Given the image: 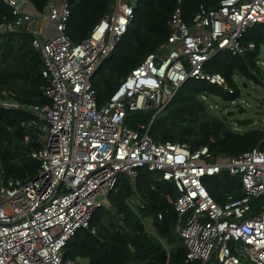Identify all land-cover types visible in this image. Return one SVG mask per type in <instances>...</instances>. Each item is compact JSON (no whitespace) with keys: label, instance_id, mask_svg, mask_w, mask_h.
Instances as JSON below:
<instances>
[{"label":"built area","instance_id":"built-area-1","mask_svg":"<svg viewBox=\"0 0 264 264\" xmlns=\"http://www.w3.org/2000/svg\"><path fill=\"white\" fill-rule=\"evenodd\" d=\"M3 1L14 21L0 24V33H32L48 103L0 100L3 108L32 114L22 126L36 129L41 143L31 153L39 163L33 179L0 177V264H88L64 260L65 247L79 229L95 233L89 226L93 214L107 204L106 196L121 176L134 186L139 169L156 173L177 192L173 208L183 221L177 233L185 248L184 264H264V212L246 218L251 200L264 199V151L214 158L208 147L191 151L184 144L153 143L150 125H140L139 132L125 124L131 114L149 113L154 119L189 79L232 94L226 80L204 66L220 53L242 56L254 49L252 43L243 46L241 39L253 27L264 26V0H218L212 7L200 6L190 25L176 9L159 52L148 54L100 107L91 80L115 53L140 0H112L108 12L78 43L65 34L67 0L60 6L49 0L41 16L21 10L26 0ZM41 19L55 32L46 39L33 27ZM222 172L237 178L243 193L224 205L202 183Z\"/></svg>","mask_w":264,"mask_h":264},{"label":"trees","instance_id":"trees-1","mask_svg":"<svg viewBox=\"0 0 264 264\" xmlns=\"http://www.w3.org/2000/svg\"><path fill=\"white\" fill-rule=\"evenodd\" d=\"M34 15L46 12L49 0H26ZM112 0H67L70 17L65 34L72 43L86 39L92 28L108 12ZM218 0H140L127 33L118 44L116 54L104 61L94 75L91 85L100 107L108 101L119 83L150 53L167 41L171 32V15L180 9L188 25L200 6L212 7ZM10 8L0 0V24L11 23ZM25 30L0 33V100H13L23 105H44L42 95L45 81L41 78L40 54L32 48L33 35ZM254 45L242 56L220 53L204 66L208 73L221 75L232 94L214 85L189 79L177 91L172 101L159 116L131 114L125 124L140 132V125L149 126L148 136L153 143H179L196 151L208 147L214 158L226 159L243 152L264 151V130L248 129L237 132L233 122L225 116L216 117L206 111L202 99L221 96L238 103L241 96L239 83L261 82L257 64L260 47L264 46V26L246 31L241 44ZM2 93H5L4 95ZM237 112L244 108L237 106ZM222 115V114H221ZM24 109H6L0 106V177L29 181L36 176L39 163L31 153L41 148L36 129L24 128L22 123L32 118ZM25 121V122H24ZM28 141L25 142V137ZM202 183L211 198L220 205L243 196L237 178L225 172L207 177ZM177 192L170 182L156 173L139 169L132 186L121 177L106 196L107 204L92 216L89 229H79L65 247L64 260L83 261L88 264H184L185 249L175 233L178 216L173 202ZM262 197L253 198L246 218L264 212ZM263 207V209H262ZM161 216L158 218V216ZM151 219V232L145 219ZM165 241L167 243L166 248ZM198 264V263H197Z\"/></svg>","mask_w":264,"mask_h":264},{"label":"rangeland","instance_id":"rangeland-1","mask_svg":"<svg viewBox=\"0 0 264 264\" xmlns=\"http://www.w3.org/2000/svg\"><path fill=\"white\" fill-rule=\"evenodd\" d=\"M115 54L116 52L113 55ZM257 64L260 69V78L262 79L260 83L254 84L246 81L245 84H242L240 83L242 80H238L241 93L238 103L244 108L245 112L238 113L236 108L239 105L237 102L232 104L221 96H211L202 99V103L209 114L219 118L220 116L225 118L224 115H226L233 122L235 126L233 128L237 132L247 131L248 129L264 130V46L260 47ZM161 112H164V110ZM235 121H245L246 125L244 127L236 125ZM260 205H264V202H261ZM242 264H249V262L242 261Z\"/></svg>","mask_w":264,"mask_h":264},{"label":"crops","instance_id":"crops-1","mask_svg":"<svg viewBox=\"0 0 264 264\" xmlns=\"http://www.w3.org/2000/svg\"><path fill=\"white\" fill-rule=\"evenodd\" d=\"M50 2L52 3V5H55V6H60V4H61V0H50ZM21 10L24 13H27V14H31V15L34 14V9H33L32 5L29 2H27V1H25V3L21 6ZM37 25H38V27H37ZM33 27L36 28L37 30L39 29L38 30L39 31L38 34H39L40 38H42V39H46V38L52 36L55 33L52 24L44 22L43 19H41V21L39 20L38 23L35 22V24L33 25ZM160 217H158V218H160ZM144 221H145V224H146V227H147L148 231L151 232L150 231V230H152L151 229V219L150 218H146ZM182 222L178 218L177 225H176V229H175L176 235H178L177 228L180 225H182ZM178 238L181 240V238L179 236H178ZM181 242H182V240H181ZM163 243L165 244L166 248H170L169 246L167 247V243L165 241H163ZM183 247H184V245H183Z\"/></svg>","mask_w":264,"mask_h":264},{"label":"water","instance_id":"water-1","mask_svg":"<svg viewBox=\"0 0 264 264\" xmlns=\"http://www.w3.org/2000/svg\"><path fill=\"white\" fill-rule=\"evenodd\" d=\"M235 124L244 127L246 125V122L245 121H235Z\"/></svg>","mask_w":264,"mask_h":264},{"label":"bare ground","instance_id":"bare-ground-1","mask_svg":"<svg viewBox=\"0 0 264 264\" xmlns=\"http://www.w3.org/2000/svg\"><path fill=\"white\" fill-rule=\"evenodd\" d=\"M13 16V15H12ZM41 21V20H40ZM35 24V23H34ZM40 26V25H39ZM41 29V28H40ZM22 30V29H21ZM39 30V29H38ZM42 30V29H41ZM41 33V32H40ZM32 36V35H31ZM118 87V86H117ZM25 122V121H24ZM34 131H36V130H34ZM28 137V136H27Z\"/></svg>","mask_w":264,"mask_h":264},{"label":"clouds","instance_id":"clouds-1","mask_svg":"<svg viewBox=\"0 0 264 264\" xmlns=\"http://www.w3.org/2000/svg\"><path fill=\"white\" fill-rule=\"evenodd\" d=\"M156 118V117H155Z\"/></svg>","mask_w":264,"mask_h":264}]
</instances>
